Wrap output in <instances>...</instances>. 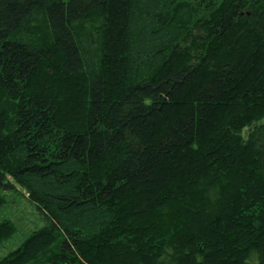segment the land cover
<instances>
[{"label": "trees", "instance_id": "obj_1", "mask_svg": "<svg viewBox=\"0 0 264 264\" xmlns=\"http://www.w3.org/2000/svg\"><path fill=\"white\" fill-rule=\"evenodd\" d=\"M200 1L0 0V264H264V0Z\"/></svg>", "mask_w": 264, "mask_h": 264}, {"label": "rangeland", "instance_id": "obj_2", "mask_svg": "<svg viewBox=\"0 0 264 264\" xmlns=\"http://www.w3.org/2000/svg\"><path fill=\"white\" fill-rule=\"evenodd\" d=\"M220 0L214 2V6L219 4ZM182 3L191 5L195 10L196 23L207 17L210 10L208 5L212 6V2L201 3L200 0H183ZM5 197V205L0 209V223L8 220L12 221L17 227V233L10 239L2 242L0 245V257L7 255L10 251L16 249L22 241L30 234V232L42 225L38 219L37 212L28 202V193L20 185H16L15 190H1Z\"/></svg>", "mask_w": 264, "mask_h": 264}]
</instances>
